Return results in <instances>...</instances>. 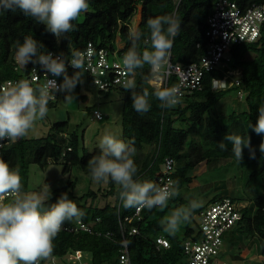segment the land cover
Instances as JSON below:
<instances>
[{
	"label": "trees",
	"instance_id": "trees-1",
	"mask_svg": "<svg viewBox=\"0 0 264 264\" xmlns=\"http://www.w3.org/2000/svg\"><path fill=\"white\" fill-rule=\"evenodd\" d=\"M216 0H89V10L85 13L84 20L73 22L74 30L66 34V38H57L46 31V26L35 22L19 10L4 11L0 14V83L16 78L38 66L29 62L20 68L15 59V42L22 41L24 36L33 35L34 39L44 45L47 51L56 50L71 54L80 52L89 43L116 50L119 44L122 55L132 46V24L137 8L141 6V20L135 31L141 32L142 38L138 48L143 51L150 47L147 43L149 30L146 21L149 17L175 16L181 24L179 34L176 36L171 48V60L174 63L187 64L197 62L205 53L207 47L206 31L207 18L211 14ZM241 4L259 3L263 0H235ZM233 67L241 69V85L233 86L227 90H214L212 77L220 76L219 72L206 74L201 90H186L180 102L169 109L159 106V101L150 96V111L141 115L136 112L131 103V94L125 88L117 89L123 94L122 110V135L123 141L134 148L133 158L138 168L137 177L142 180L155 182L157 175L162 170V164L167 156L176 160L174 180L178 187L193 182L195 176L192 171L201 162L206 161L212 165L215 161L235 160L231 152V144L224 141V136L236 132L250 137L251 145L256 150V158L249 157L247 148L243 151V160L239 166L247 173L246 186L253 189L256 194L251 204L242 208L243 218L237 228L226 238L229 248L237 249V256H245L241 246L250 240H258L264 251V154L259 152V144L264 137L257 135L249 125H255L258 117V104L264 97V26L261 37L251 43H240L232 47ZM247 52H254L255 57L247 59ZM74 70L69 72V75ZM134 84L137 92L145 88L152 93L155 86L144 77L149 73V67L137 69ZM90 79V78H89ZM63 80V78H62ZM91 80V79H90ZM175 79H171L172 87ZM79 86V84L77 85ZM244 91L245 107L239 112L231 110L227 117H220L212 109L231 90ZM112 91L104 93L110 94ZM65 96V94H63ZM54 101H48V106ZM69 122H58L52 126L47 136L36 138H21L7 145L0 158L9 162L12 167H19L24 190L28 191L29 168L32 163L40 165L43 169L52 162L62 159L65 171L74 166H80L88 173L87 162L91 156L98 154L99 149L93 152L81 146V137L77 132L70 133ZM66 134H70L69 137ZM225 142L228 151L219 149L218 144ZM77 178L69 182V187H75ZM68 193V190L64 191ZM119 186L109 179L107 193L114 195L116 201L99 206L97 194L92 189L80 196L81 201L92 197L90 204L86 201L77 204L85 213L83 220L92 223L95 231L101 235L87 231L66 232L61 230L54 239V250L50 258L41 264H53L52 258L56 257L58 264L73 256L76 251L83 255H91L89 264H119L121 256V242L124 229L128 240L129 255L132 264H188L184 254L183 243L192 235L198 223L191 224L196 212H201L204 207L197 208L190 219L181 225L175 235L163 231L161 221L173 209L168 202L164 209H141L136 215L137 208L125 209L118 197ZM59 197L51 198V202ZM225 197H230L239 203L238 198L230 194L216 195L212 202ZM173 199V198H172ZM170 199V201H172ZM181 201L179 202V204ZM210 203V204H211ZM100 220H97V219ZM131 219V220H130ZM75 221L65 222L73 225ZM132 228H137V233H132ZM111 235L107 236V233ZM163 234L170 241V247H159L157 237ZM237 236V238H235ZM258 254V253H254Z\"/></svg>",
	"mask_w": 264,
	"mask_h": 264
},
{
	"label": "clouds",
	"instance_id": "clouds-1",
	"mask_svg": "<svg viewBox=\"0 0 264 264\" xmlns=\"http://www.w3.org/2000/svg\"><path fill=\"white\" fill-rule=\"evenodd\" d=\"M89 7V0H0V14L19 10L45 25L46 31L52 33L58 42L74 30L73 22L87 13ZM146 27L150 47L140 51L138 42L143 34L133 31L132 46L122 57L123 71L134 74L147 65L149 73L144 77L145 81L160 80L168 75L170 50L181 24L175 16L168 15L149 17ZM14 47L15 59L22 67L29 62L39 64L47 77L50 73L53 77L62 76L63 80L58 84L55 79L48 78L44 85L34 87L29 79L21 78L9 87L0 88V141L10 142L26 137L35 123L47 116L50 90L63 92L65 101L75 99L74 90L78 84H83L86 71L78 51L71 52L70 56L64 53L54 56L33 35L17 40ZM69 67L74 70L71 75ZM123 87L131 94L133 109L141 115L150 111V96H154L163 109L180 102V90L176 86L157 87L152 93L146 88L137 92L132 81H126ZM249 128L264 137V97L258 104L257 121ZM224 141L231 144L237 163L241 164L245 148L249 150L250 158H256L250 137L230 132L225 134ZM218 147L228 151L225 142H220ZM98 149V154L87 162L88 173L97 183L111 179L118 185V197L123 208L162 210L170 199L180 194L177 181L169 180L161 186L136 178L138 168L133 158L134 148L110 131H105L99 139ZM259 152L264 154V139L259 144ZM51 198L48 184L40 191L24 190L20 168L12 167L0 158V264H41L51 257L54 239L65 222L82 221L85 213L67 192H62L54 202ZM199 206L198 200L191 199L187 205L174 209L162 219L163 231L175 235Z\"/></svg>",
	"mask_w": 264,
	"mask_h": 264
},
{
	"label": "built area",
	"instance_id": "built-area-1",
	"mask_svg": "<svg viewBox=\"0 0 264 264\" xmlns=\"http://www.w3.org/2000/svg\"><path fill=\"white\" fill-rule=\"evenodd\" d=\"M208 29L206 31L207 44L206 51L197 62L187 64L174 63L171 60V51L168 61V75L160 80H151L155 86L169 87V82L173 78L176 86L180 90V99L186 90H201L203 88L206 74L219 72L220 76L212 77V88L214 90H227L233 86L241 85V69L233 67L232 47L240 43H251L257 41L262 35L264 26V0L259 3L241 4L235 0H216L211 14L207 18ZM120 46L116 50H111L105 46L89 42L81 50L80 58L85 66V73L102 93L115 91L123 88L126 81L134 82V74H125L123 71ZM53 55L64 52L50 50ZM65 54V53H64ZM70 56V54H65ZM35 68L36 70H33ZM68 68V73L72 71ZM29 79L34 87H39L47 82V79H55L59 84L61 77H53L50 73L48 77L45 70L38 66L16 78H9L0 83V88L9 87L19 79ZM61 92L50 90L49 101H55ZM238 96L242 99L244 91L237 90ZM93 114L96 119L103 120L104 115L98 109H94ZM12 142L0 141V156L4 148ZM176 171V160L172 156H167L162 164V170L157 175L155 182L163 186L169 180H174ZM244 205L225 197L217 200L199 212L200 221L192 235L183 243L184 254L188 264H264V251L260 254L243 256L238 260H233L228 254L229 248L226 238L232 234L243 218L242 208ZM141 211L137 208L136 215ZM97 220H100L99 218ZM131 220V219H130ZM123 240L121 242V256L119 264H132L129 255L128 240L125 236L123 225ZM62 230L66 232L87 231L101 235L102 232L95 231L92 223L82 219L80 223L73 225H63ZM264 232V225L261 226ZM137 228H132V233H137ZM107 236L111 233H107ZM159 247H170L169 239L160 234L157 237ZM228 243V242H227ZM83 252L76 251L73 262H82ZM53 264H58L57 258L53 257Z\"/></svg>",
	"mask_w": 264,
	"mask_h": 264
},
{
	"label": "rangeland",
	"instance_id": "rangeland-1",
	"mask_svg": "<svg viewBox=\"0 0 264 264\" xmlns=\"http://www.w3.org/2000/svg\"><path fill=\"white\" fill-rule=\"evenodd\" d=\"M83 13L78 20H84ZM141 20V6L137 8L136 16L132 24V30L135 31L138 23ZM123 46L122 43L119 44ZM255 57L254 52H247L246 58L252 59ZM20 68H23L19 64ZM63 92L59 94L54 104L48 106V114L43 120H38L33 129L26 136L27 138H36L47 136L52 129V126L58 122H69V131L77 132L81 137V146H85L89 151L93 152L98 148L99 139L104 135L105 131H110L118 138L123 140L122 135V110H123V94L117 90L110 94H104L99 91V88L89 79V76L84 74L83 84H79L74 90L75 99L65 101ZM245 107V102L238 96L236 90H231L219 101L212 109V112L220 117H227L231 110L241 111ZM98 109L104 115L103 120L95 118L93 111ZM67 137L70 134H66ZM195 176L190 184H183L179 187V195L174 197L169 203L174 209L187 205L189 200L196 199L200 202L199 207H207L216 195L230 194L238 198L239 204L246 206L251 204L256 192L246 186L247 173L244 168L234 160L215 161L212 165H208L206 161L201 162L192 171ZM77 178L75 187H69V182ZM46 184L50 186L52 197L60 195L68 190L70 199H73L76 204L86 201L90 204L92 197H87L81 201L80 196L92 189L97 194V203L99 206H104L107 203H114L116 197L107 193L109 189V179L100 183L93 181L86 171L80 166H74L71 170L65 171V166L62 159L58 162L50 163L46 168H42L36 163H32L29 168V186L28 191H40ZM55 201V200H54ZM181 203L179 204V202ZM198 207V208H199ZM173 209V210H174ZM172 210V211H173ZM171 211V212H172ZM170 212V213H171ZM169 213V214H170ZM168 214V215H169ZM199 213L196 212L191 224L199 223ZM237 238V236L235 237ZM250 240L247 244L241 241V246L244 249V255L250 256L254 253H261L262 246L258 240ZM229 248V243H227ZM237 249L229 248L228 254L233 260L243 258L237 256ZM91 255L85 253L82 262H71V256L63 260L64 264H89Z\"/></svg>",
	"mask_w": 264,
	"mask_h": 264
}]
</instances>
